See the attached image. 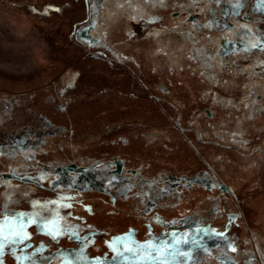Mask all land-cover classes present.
Segmentation results:
<instances>
[{"label": "rangeland", "instance_id": "rangeland-1", "mask_svg": "<svg viewBox=\"0 0 264 264\" xmlns=\"http://www.w3.org/2000/svg\"><path fill=\"white\" fill-rule=\"evenodd\" d=\"M188 1L192 9L200 4L209 11L207 20L199 25L192 23L190 31H211L213 38L217 33L218 45L190 60V67L185 66L190 78L183 80L190 95L184 93L194 102L186 109V119L193 120L199 109L207 116L211 110L213 117H200L198 129L195 123L183 128L193 132L198 143L231 149L241 156L236 161L246 170L251 169L244 174L233 166L224 174L235 191L231 206L234 212L226 210L229 213H223L224 219H216L217 214H212L219 209L216 201L207 210L214 217L211 224L200 222L187 232L174 227L177 218L194 214L203 198L206 201L202 207H207V197L221 191L209 172L203 175L200 159L203 156L207 162L215 161L217 155L200 154L198 167L188 174L189 165H197V160L183 147L170 152L165 148L164 152L163 146L144 144L125 150L120 141L121 147L115 142L105 149L127 153L128 163L137 155L129 163L135 167L112 158L106 171L115 173L101 172L108 153L96 155L88 145L114 140L115 135L129 136L141 128L161 137L167 135L170 124L158 131L156 121L146 117L154 111L145 114V123L130 117H109L105 120L111 127L102 133L84 134L80 147L85 162L91 165L89 170L54 164L50 165L52 169L34 166L37 161L32 149L39 148L38 155H47L46 151L61 149L59 145L66 147L73 136L67 132L55 137L60 128L51 127L50 111H46L37 124L8 132L0 141V173L11 174L0 183V221L15 220L17 213H27L25 220L33 221L24 228L28 239L4 249L0 255L3 264H171L189 255L196 258L195 264H264V2ZM102 7L103 0H0V89L9 97L24 94L31 101L36 91L42 98L47 96V86L51 85L50 89L60 95V100L55 99L59 109L75 99L92 102L101 95H106L104 102L115 95L125 97L134 109L136 100H160L171 107L176 126L179 122L184 125L180 121L184 112L165 88L170 82L155 81L144 86L140 81L142 73H148L143 61L150 56L156 57V69L167 76L169 62L150 53L152 49L144 40L164 21L141 18L131 26L122 25L121 35L114 34L113 38L115 42L120 40L114 48L123 50L115 53L90 34L102 22ZM59 77L62 80L56 85ZM179 86L173 90L182 91ZM252 93H257L255 101ZM94 115H82L78 123H89L86 119L93 120ZM245 134L255 141L238 143ZM135 140L132 143H139ZM257 160L261 161L253 164ZM149 161L159 170L166 167L173 171L171 180L160 185L153 180L144 186L130 181L128 177H134L138 168ZM197 169L198 181L192 178ZM93 174L101 181H93ZM179 175L185 177L181 179ZM37 223L43 231H38ZM163 233L165 239H161ZM7 234H0V239ZM153 236L160 237L157 247L166 251L151 252L148 246L141 247L149 245ZM120 237L125 239L116 241ZM9 239L18 237L9 235Z\"/></svg>", "mask_w": 264, "mask_h": 264}, {"label": "trees", "instance_id": "trees-1", "mask_svg": "<svg viewBox=\"0 0 264 264\" xmlns=\"http://www.w3.org/2000/svg\"><path fill=\"white\" fill-rule=\"evenodd\" d=\"M183 1L185 2V7L188 11H192L194 9H192V5L190 6V2L188 0ZM174 5H178V0H148V2H145V0H132L131 5L126 3L125 0H103V7L101 10L102 22L96 29L91 31V34L94 37H98L102 41V43H104L106 46H109L115 51V53H117V51H122L123 47H119V50L114 48V45L116 43H119L120 40L119 42H115V37L113 38V36L114 34L116 36L119 33L122 25L129 24L131 26V22H137L141 18H144L147 21L157 19L164 21V24L162 26L153 28L152 31L147 35L148 37L143 39L146 40V43L152 49V51L149 50L150 53H156L169 62L167 73L168 77L166 76V74L156 69V57L150 56L143 61L147 64L148 73H142V78L140 79V81H142L145 86L148 85V83L151 84V82H167L168 80L170 82V85H167L165 88L171 92V96L177 101V103L180 105L181 110L184 112L183 115H180V121H182L184 125L179 122V126H176V119L174 117V114H172L171 112V107L169 108L166 102L160 100H151L149 103L145 102V100H136L134 101L136 102V104H134L136 108L134 109L133 107H130V103L126 100L125 97L115 95L114 97H112L111 101L104 102L106 95H101L94 99V101L92 102H84L81 101L82 99L80 101L75 99L74 101H72L73 103H68L64 106L63 109H59L56 106V100H60V95H58V92H54L50 89L51 85L47 86V92H49L47 96L45 95V97L42 98L40 96V93L36 91V94L31 98V101L28 100L27 97H25L26 95L24 94L18 96L12 95V97H9V93L0 89V141L1 139H3L2 137L8 132H16L21 127H31L32 124H37L39 121V116L44 115L46 111H50L49 121L51 123V127L57 126L60 128L54 136L57 138L58 136L62 137L64 133L68 132L73 135V138L71 137L69 139L70 141L68 145H66V147L59 145L58 147L61 148L59 150L55 148L54 150L46 151L47 155H38L40 153L39 148L32 149L31 152H33V154H36L35 157L37 161L34 162L35 165H33L44 167L45 169H52L53 167L50 166L51 164H54V166L57 167L74 166L75 168H89L91 165L87 164L89 162H85V158L82 155L83 151L80 147L82 145L80 144V141H82L84 134H93L95 132L102 133L101 131H104L103 129L111 127L112 125H109L110 122H106L105 120L109 117H117L116 119H128V117H130L137 119L136 122L145 123V121L142 120L145 118V114L154 111V113H156L155 115L154 113H152V116L146 117L149 118L148 120L156 121L155 129L158 131V128L163 129L167 124H170L171 127L169 129L166 128L167 135L165 134L161 137V135L156 134L157 132L153 133L141 128L136 129L134 132H131L129 136L115 135L113 138L114 140L108 139V141L105 139H101L105 141L98 140L97 144L88 145V148L90 150H92L94 153L97 152L96 155H103L108 153L107 157H105V159L103 160V167L107 166L111 162L112 158L122 161L123 164L128 167H135L130 164H132L133 161L138 158L136 154L134 158H131L129 164L127 161V153H124L123 155L118 154L117 152L113 153L111 152V150L108 151L105 149V146L113 144L115 142H118L120 146V141H123L124 143H122V145L124 144L126 146L124 148L125 150L129 149V147L138 148L139 146H144V144L146 145V147H150L152 145L163 146L164 152L165 148L170 152V150L173 148L181 149V147H183L184 152H191V156L193 155V158L195 157L197 160V165H189L191 171H187L188 174H191L193 172L192 170H194L195 167H198V157L200 158V154H204L205 157L217 155L218 159L215 161L211 160L207 162L203 158V156L200 159L202 160V168L212 172V174H216L217 178L222 183H227L224 174H227V170H232L233 166L237 167L238 170L243 172L244 174L249 173L251 169L246 170L241 163H238V161H236L241 160V156L239 154L235 153L231 149H224L216 145L212 146L204 145V143H198V141L195 139L194 133L184 130L183 128L186 126L193 127L192 124L195 123L194 125L197 124L196 129H198V120L200 117L205 116L206 119L213 117L211 110H209V112L212 114V116H207L202 115L200 112L201 110L199 109V112L196 113L193 120L189 119V121L188 119H186V115L189 114L186 109H188V107L190 108L191 104L193 105L194 102L193 98L190 99L189 97H187V95L189 94V89H186L184 87L183 80L185 79V77L190 78V76L187 75V72L189 71L187 68H185V66L190 67V60H192L193 58H198V55L201 54L205 49L209 48L210 43H213L214 40L211 39L206 42V34L198 32V29H196L195 32L190 31V29H192V23H189L187 21H178L176 19H174L173 21V18H171L170 15L174 10ZM129 28L130 27L128 26V29ZM119 35L121 34L119 33ZM126 41L128 40H122L123 43H125ZM117 55L122 54L118 53ZM175 56L180 57L179 60H175ZM149 70H151L152 72ZM66 75L67 74L63 75L62 78H65ZM60 78L61 77L55 80V82L57 83L56 85H58L62 80V78L61 80ZM174 86H182L183 90H173ZM56 87L57 86H55V89ZM184 92H187L188 94H185ZM48 95L54 98L50 99V96ZM251 99L255 101L257 99V93H252ZM240 100H242V98ZM108 105H114V107ZM127 113H130V115H127ZM86 114L88 115V117L95 114L94 116H96V118L93 120L86 119L89 123H78L79 117H82V115L87 116ZM70 124L71 126L69 127L68 125ZM111 129L112 128H109L108 130L111 131ZM114 132L115 130L112 131L113 134ZM115 134L117 133L115 132ZM75 137H78L79 140L76 139L75 141ZM90 138L95 139L96 136L91 135ZM133 138H136L135 142L137 141L139 143H132ZM247 140H250V143H252V141H255L253 140L252 136H241V142H247ZM234 142H236V140ZM161 156L162 155H160V157ZM160 157L157 158L156 161H159ZM261 160L264 161V157H261ZM261 160H257L253 164ZM162 163L163 162H161L160 166L163 165ZM103 167L101 168V172L103 171L105 175L107 174V172ZM158 167L159 166H155L153 162L149 161L147 162L146 166L141 165L137 172L141 175L142 178L149 179L147 181H150L152 177L162 179L164 178V176H168V174H173V171H169L166 167L162 170H159ZM216 169L219 170L218 173H214ZM196 172H194L192 176H194ZM5 173H10V171ZM96 180L101 181V178L97 177ZM3 181V177L0 176V183ZM133 181L136 185L140 184L139 179H134ZM231 189L233 193H235L233 187ZM216 199L218 200L217 202L219 212L222 211L223 208L229 210L230 212H234L235 209L231 206L232 201L236 199V195L233 198V196L231 197L230 194L225 192L219 194ZM213 205H215V200H211L210 202H208L207 207ZM226 213L228 214L229 212L226 211ZM225 217L226 214H223L218 218L224 219Z\"/></svg>", "mask_w": 264, "mask_h": 264}, {"label": "flooded vegetation", "instance_id": "flooded-vegetation-1", "mask_svg": "<svg viewBox=\"0 0 264 264\" xmlns=\"http://www.w3.org/2000/svg\"><path fill=\"white\" fill-rule=\"evenodd\" d=\"M173 8H174V10L171 12V15H170L171 18L176 19L178 21H187L189 23L198 22V25L200 24V22H205L207 20V18H208V15H209L208 9L204 5H200V4H198V7H194V9L192 11H188L187 12V9L185 7V2L183 0H178V5H174ZM133 23H135V22H133ZM199 32L203 33V34H206V36H205V41L206 42H208L209 40L213 39L214 40L213 43H215V44L210 43L209 48L205 49L201 54L198 55V57L204 55L205 53L207 54V52H209V51H213L218 45V40H217L218 39V35H217V33H215L216 36H215V38H213V35H212L211 31L205 32L203 30H200ZM207 37H210V38H207ZM255 80H262V79H255ZM262 105L264 106V104H262ZM210 115L212 116V114L209 112V116ZM177 124L179 126V123H177ZM259 133H260V130H259ZM238 143H242V142H238ZM236 145H238V144H236ZM118 161H120V160H118ZM120 163L123 165L122 161H120ZM103 168H104V170H107L108 166H104ZM89 169H91V168H88L86 170H89ZM137 171H136V175L134 177L131 178L129 176L128 178L131 179L130 181H133L134 179H139L140 180L139 183H140L141 186L152 184V181L155 180V179H156V183H158L159 185L160 184H166V182H169L171 180L170 179V175L171 174H168V176L166 175L162 179L161 178H155V177L153 178L152 177V179L150 181H147L149 179L142 178L141 175ZM106 172H107V174L115 173V172H111V171H106ZM206 172H209L211 177L215 180V182L220 185V188H222L221 191H219L220 194L226 192V193L230 194L231 197L232 196H233V198L235 197V195H234L235 193H233V191L231 189L233 186H231L230 184H227V183H222L217 178L216 174H212V172H210L208 170H204L203 175H206L207 174ZM214 173H216V170L214 171ZM179 177L180 178L181 177L184 178L185 176L179 175ZM204 177H206V176H204ZM96 178H97V175H95V174H93L91 176V179L93 181H98V180H96ZM192 178L195 179L196 181H198V171L196 172V174L194 176H192ZM112 180H113V178H112ZM100 184H102V183H100ZM230 192L233 193V194H231ZM219 193L218 194H214V195L210 194L207 198L210 201L211 200H215V202H216V201H218L216 198L219 195ZM204 199H206V198H203L200 201V207L198 208V210L194 214H192L190 216H185V217H182V218H180V217L177 218L176 221L174 222V227L175 228H181V230L187 232V231L191 230L192 228L196 227L197 225H199L200 222H206V223L211 224L210 222H212L214 220V217L217 218V217L223 215L224 212H226L227 209L223 208L222 211H220V212L216 211L215 213H212L213 215L217 214V216L211 217L207 213L208 212L207 211L208 207H202L204 202L206 201ZM203 212H205V213H203ZM207 214L209 215V218L207 217ZM205 216H206V218H205ZM151 235H154V234L151 233ZM158 238H160V237H154L153 236L150 239L151 241L149 242L148 247H149L151 252L154 251V250H156L157 252L166 251V250H164V248H162L161 245H160L161 247H157L158 244H160V242L158 243V241H156V240H158ZM165 238H166L165 237V233H163L161 235V239H165ZM158 259L162 260V258H158ZM198 260L200 262L202 259L199 258ZM195 263H196V258H193L191 255H189L188 257L184 258L182 261H172L171 264H195Z\"/></svg>", "mask_w": 264, "mask_h": 264}, {"label": "snow or ice", "instance_id": "snow-or-ice-1", "mask_svg": "<svg viewBox=\"0 0 264 264\" xmlns=\"http://www.w3.org/2000/svg\"><path fill=\"white\" fill-rule=\"evenodd\" d=\"M126 3L131 4L132 0H125ZM145 2H148V0H145ZM264 2V0H262ZM135 11V9H134ZM86 31V30H85ZM253 47H256V45H253ZM16 219L9 221L7 219L0 221V234H3L7 232V235H3V238L0 239V255H3L4 249H6L9 245H14L18 243H22L24 240L28 239L26 233H24V228L27 226L28 223H32L31 220H25V218L28 216L27 213H17ZM37 229L38 231H43L40 224L37 223ZM58 234V231H57ZM9 235L13 237H18V239H9ZM129 235H131V230L129 232ZM53 238L55 239L56 236L53 235ZM116 241H120L125 239L124 237L115 238ZM110 247L112 245H109ZM148 245H141V247H147ZM19 259V258H18ZM0 264H3V261L0 260Z\"/></svg>", "mask_w": 264, "mask_h": 264}, {"label": "water", "instance_id": "water-1", "mask_svg": "<svg viewBox=\"0 0 264 264\" xmlns=\"http://www.w3.org/2000/svg\"><path fill=\"white\" fill-rule=\"evenodd\" d=\"M70 167H72V166H68V167H61V168H70ZM74 167V166H73ZM11 176V174L10 173H3V174H1L0 176H2V177H4V176Z\"/></svg>", "mask_w": 264, "mask_h": 264}, {"label": "bare ground", "instance_id": "bare-ground-1", "mask_svg": "<svg viewBox=\"0 0 264 264\" xmlns=\"http://www.w3.org/2000/svg\"><path fill=\"white\" fill-rule=\"evenodd\" d=\"M122 1H123V0H122ZM134 2H135V1H134ZM130 5H131V4H130ZM121 6H122V5H121ZM121 6H120V7H121ZM123 6H124V5H123ZM126 7H127V6H126ZM115 8H116V7H115ZM115 11H116V10H115ZM75 117H76V116H75Z\"/></svg>", "mask_w": 264, "mask_h": 264}]
</instances>
